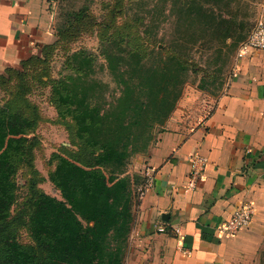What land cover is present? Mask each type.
Returning a JSON list of instances; mask_svg holds the SVG:
<instances>
[{
    "label": "rangeland",
    "instance_id": "1",
    "mask_svg": "<svg viewBox=\"0 0 264 264\" xmlns=\"http://www.w3.org/2000/svg\"><path fill=\"white\" fill-rule=\"evenodd\" d=\"M117 1L47 0L51 20L41 60L26 69L15 68L23 73L21 78L9 79L15 74L13 71H5L0 78V109L36 118L33 131L26 136L36 138L32 147L34 157L31 164H20L14 175L17 198L11 208L9 226L18 241L33 251L37 250V242L24 223L31 213L34 190L61 199L60 191L49 179L58 159L91 163L99 153L97 148H88L85 139L77 135L71 114L57 100L55 87L62 81L73 83L81 78L80 88L99 109L111 113L110 119H115L112 112L123 111L124 120L120 124L133 123L128 133L132 134L133 144L125 169L133 188L142 179L135 169L138 162L146 163L171 117L179 114L189 119V123L194 121L195 128L210 116L234 79V63L241 44L256 21L264 18L263 0H124L120 4ZM82 21L80 33L69 34V29ZM64 33L68 34L66 38ZM136 49L145 55L148 66L166 67L162 55L172 51L180 53L189 65L194 63L180 76L185 81L180 100L162 125L166 108L158 100L154 104L151 94L139 96L140 88L135 92L137 85L130 81L135 75L134 62L127 53ZM84 59L91 60L93 68L81 73L75 70V62ZM168 72L171 83L175 82V70ZM129 86L134 91L133 97L130 95L123 102ZM155 86L157 91L166 92L163 82ZM174 90V86L169 88V99ZM23 145L29 147L27 142ZM260 263L264 264V251Z\"/></svg>",
    "mask_w": 264,
    "mask_h": 264
},
{
    "label": "crops",
    "instance_id": "2",
    "mask_svg": "<svg viewBox=\"0 0 264 264\" xmlns=\"http://www.w3.org/2000/svg\"><path fill=\"white\" fill-rule=\"evenodd\" d=\"M262 6L264 16V0ZM50 18L47 0H0V74L40 50ZM234 67V79L208 118L193 128L194 121L171 117L146 163L138 162L142 179L132 188L124 264H261L264 51L236 59ZM196 152L209 164L190 189V157ZM147 166L155 169V185L139 200L137 188ZM248 202L255 209L251 226L224 233L234 209Z\"/></svg>",
    "mask_w": 264,
    "mask_h": 264
},
{
    "label": "trees",
    "instance_id": "3",
    "mask_svg": "<svg viewBox=\"0 0 264 264\" xmlns=\"http://www.w3.org/2000/svg\"><path fill=\"white\" fill-rule=\"evenodd\" d=\"M123 1L118 0L117 4ZM83 23L71 27L69 34L74 31L79 34ZM67 35L64 33L63 37ZM44 50L42 45L39 51H31L21 61V68L26 69L40 61ZM75 56L78 58L79 54ZM127 56L134 62L135 75L130 81L137 85L135 92L140 88L139 96L151 94L154 104L158 100L166 108L161 120V125L164 124L180 100L185 83L180 76L186 74L194 63L189 65L176 51L162 55L166 67L161 64L148 66L145 55L138 49L128 52ZM75 63V70L81 73L89 72L92 67L91 60L87 59ZM169 63L171 68H168ZM109 67L113 65L109 63ZM173 69L177 80L171 83L168 71ZM10 71L15 74L9 79L23 76L15 68L6 69V73ZM3 74L0 78L4 77ZM80 81L81 78L73 83L62 81L55 87V93L59 104L71 114L77 135L85 139L88 148H97L99 153L91 163L65 157L58 159L49 179L60 191L61 199L34 190L31 213L24 223L37 242L34 251L23 246L9 226L11 208L17 198L14 175L20 164H31L34 157L32 147L36 138L26 136L33 131L36 118L0 109V264H124L133 208L131 178L125 170L129 148L133 144L132 134L128 135L133 123L125 125L122 121L120 124L124 120L123 111L112 112L115 119H110L111 113L93 104L90 95L80 88ZM162 82L165 93L156 90L155 85H162ZM171 86L175 90L169 99L167 94ZM21 94L19 85V98ZM133 94L129 86L121 100L124 102ZM25 142L29 143L28 148L24 147Z\"/></svg>",
    "mask_w": 264,
    "mask_h": 264
},
{
    "label": "built area",
    "instance_id": "4",
    "mask_svg": "<svg viewBox=\"0 0 264 264\" xmlns=\"http://www.w3.org/2000/svg\"><path fill=\"white\" fill-rule=\"evenodd\" d=\"M264 51V19H258L247 37L246 40L240 46L237 59H241L248 54ZM237 70L235 67L234 74ZM209 164L207 157L201 153H194L190 157V176L188 181V187L195 189L199 180L203 177L205 170ZM155 185V169L147 166L144 169L143 181L137 188V199H143L147 193ZM254 206L251 203H244L236 207L226 221L222 230L224 233L234 235L240 230L251 226L254 217ZM160 232H165L164 228L159 229Z\"/></svg>",
    "mask_w": 264,
    "mask_h": 264
}]
</instances>
